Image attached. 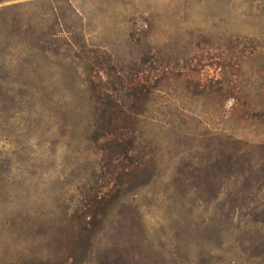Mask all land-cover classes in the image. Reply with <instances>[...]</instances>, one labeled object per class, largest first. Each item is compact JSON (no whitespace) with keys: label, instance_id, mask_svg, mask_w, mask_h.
<instances>
[{"label":"rangeland","instance_id":"rangeland-1","mask_svg":"<svg viewBox=\"0 0 264 264\" xmlns=\"http://www.w3.org/2000/svg\"><path fill=\"white\" fill-rule=\"evenodd\" d=\"M0 264H264V0H0Z\"/></svg>","mask_w":264,"mask_h":264}]
</instances>
